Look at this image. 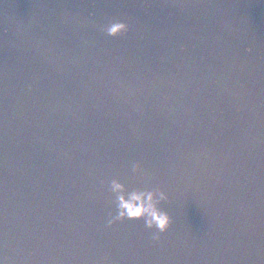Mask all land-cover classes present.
<instances>
[{"label":"water","instance_id":"95a60500","mask_svg":"<svg viewBox=\"0 0 264 264\" xmlns=\"http://www.w3.org/2000/svg\"><path fill=\"white\" fill-rule=\"evenodd\" d=\"M0 264H264V0H0Z\"/></svg>","mask_w":264,"mask_h":264}]
</instances>
